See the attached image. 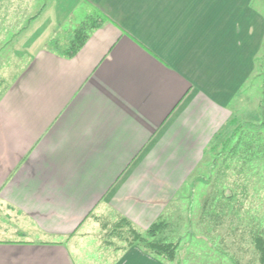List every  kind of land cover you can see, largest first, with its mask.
<instances>
[{
	"label": "crops",
	"instance_id": "1",
	"mask_svg": "<svg viewBox=\"0 0 264 264\" xmlns=\"http://www.w3.org/2000/svg\"><path fill=\"white\" fill-rule=\"evenodd\" d=\"M70 1L28 18L63 15L0 98V208L21 223L4 230L17 239L0 241V264H77L93 215L142 233L167 217L245 117L263 54L264 0ZM84 5L109 21L76 56L50 51ZM114 264L163 263L133 246Z\"/></svg>",
	"mask_w": 264,
	"mask_h": 264
},
{
	"label": "rangeland",
	"instance_id": "2",
	"mask_svg": "<svg viewBox=\"0 0 264 264\" xmlns=\"http://www.w3.org/2000/svg\"><path fill=\"white\" fill-rule=\"evenodd\" d=\"M53 1L9 0L0 4V98L27 67L31 60L29 51L34 49L52 28L49 25L57 24L63 19V15H60L61 9L57 10V5H51L52 9L48 10L39 25L26 26L29 23L28 18L31 22L33 16L38 15V6L46 3L50 5ZM70 2L63 0L62 8L66 10ZM89 11H92L89 6H82L71 20L77 25L61 27L52 39L66 45L70 34L85 19ZM23 37L24 41L20 43ZM49 43L45 44L48 49ZM27 49L29 50L26 51ZM252 86L253 90L247 92V104L245 103L241 112L245 117L230 126L215 141L206 168L193 178L189 195L183 200L175 201L167 217H164L175 227V232L170 233L171 241L179 240L180 245L174 262L156 257L163 264H261L252 243V234L255 232L264 234V162L253 158L247 163L243 158L230 161L228 150L235 143L231 137L238 125L246 131L259 133L264 138V49L257 62V73ZM225 144L228 145L225 147ZM237 187L238 190H235ZM242 188H246V191H242ZM233 190L239 192L237 216L231 218L229 215L224 226L216 230L208 224L201 223L203 205L207 198L215 192L218 198L221 195L224 197L233 194ZM108 217L111 222H117L118 218ZM19 222L14 213L5 207L0 208V241L17 239L9 238V234L4 230L7 227L13 229L15 224L20 226ZM104 234L99 223L85 227L81 236L73 241L77 248V256L73 254L77 264L116 262L125 250L115 251L114 248L123 247L126 242L115 239V243L110 246L106 243Z\"/></svg>",
	"mask_w": 264,
	"mask_h": 264
},
{
	"label": "trees",
	"instance_id": "3",
	"mask_svg": "<svg viewBox=\"0 0 264 264\" xmlns=\"http://www.w3.org/2000/svg\"><path fill=\"white\" fill-rule=\"evenodd\" d=\"M89 7L92 11H89L85 19L70 34L66 45H61L56 39H52L49 43V50L61 56L72 58L83 49L92 34L109 21V18L99 9L91 5ZM231 124L235 125L236 120H233ZM249 127L254 126L249 125ZM231 139L235 143L228 150L230 161H234L236 158H243L247 163L253 158L264 162V138L259 133L251 132L250 130L246 131L238 125ZM229 141L231 143V140ZM227 145L225 144V147ZM238 188L235 190H238ZM235 190H233V194L224 197L221 195L220 198H218L216 192L210 195L203 205L200 222L208 224L213 230H216L224 226L229 215H231V218L236 217L239 213L236 205H239L240 201H237V194L239 192L237 193ZM243 190L245 192L246 188H242ZM91 218L96 223L101 224L108 245H113L115 239L126 242V245L123 247L116 246L114 248L115 251H126L133 246H140L146 254L152 257L161 258L168 262H174L176 259L180 241H171L170 233L175 232V227L164 218H160L145 233L136 230L125 217L120 216L118 219L116 218V223L111 222L108 216L99 217L93 215ZM252 243L258 254L259 261L261 264H264V234L262 232L258 234L256 232L253 233Z\"/></svg>",
	"mask_w": 264,
	"mask_h": 264
}]
</instances>
